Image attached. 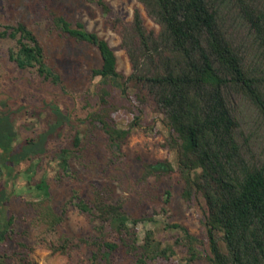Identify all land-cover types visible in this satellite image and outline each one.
<instances>
[{"label":"trees","instance_id":"obj_1","mask_svg":"<svg viewBox=\"0 0 264 264\" xmlns=\"http://www.w3.org/2000/svg\"><path fill=\"white\" fill-rule=\"evenodd\" d=\"M87 1L103 14L111 11L104 0ZM136 1L158 30L146 28L138 9L128 24L119 18L111 20L130 65L128 75L117 71L114 50L106 40L87 31L81 22L71 24L52 15L60 36L96 48L101 58L100 66L91 71L99 78L94 87L95 109L84 121L100 130L118 151L138 125L143 109L162 114L169 133L164 147L176 152V168L167 161L147 168L176 172L187 205L202 198L208 247L205 260L209 264H264V0ZM0 39L13 43L7 57L17 69L61 85L59 75L46 64L36 35L24 23H0ZM117 96L129 101V109L133 107L130 103L138 107L126 129L119 128L115 118ZM50 111V126L20 144L12 120L7 114L0 115V264L10 258L28 264L32 252L23 242L17 243L20 251L3 250L12 239L14 223L6 210L19 178L16 168L23 162L36 165L48 141L71 123L56 104L50 105ZM71 147L50 159L58 175L67 174L70 161L82 156L78 132ZM24 191L34 193L31 204L47 228L53 229L61 219L45 205L50 195L45 178L32 183L30 177ZM73 199L74 206L97 223L100 234L89 264L102 260L112 264L119 246L133 254L130 264H158L175 254L172 245L157 241L151 232L138 243L137 220L126 214L121 203L112 201L108 189L95 185L89 199ZM165 228L182 232L174 244L182 242L188 262L200 258L197 239L185 228L176 224ZM107 232H113L121 245L105 241ZM73 247L68 239L48 245L52 252L62 254Z\"/></svg>","mask_w":264,"mask_h":264},{"label":"rangeland","instance_id":"obj_2","mask_svg":"<svg viewBox=\"0 0 264 264\" xmlns=\"http://www.w3.org/2000/svg\"><path fill=\"white\" fill-rule=\"evenodd\" d=\"M104 1L111 10L108 15L87 0H0V23L22 22L31 29L44 50L46 64L61 79V85L54 86L42 81L33 71L17 69L7 57L13 43L0 39V115L7 114L12 120L17 144L35 139L50 126L53 120L51 104H56L71 122L62 127L59 136L48 141L46 152L36 165L23 162L16 168L19 178L6 210L14 219L13 234L3 250L20 251L17 243L23 242L32 248L28 264H89L92 252L97 249L94 241L100 234L97 223L74 206L73 196L87 200L93 187L99 185L110 191L112 201L121 203L129 217L137 220L138 243L151 232L157 241L173 246L175 254L158 264H209L205 260L208 247L202 198L196 204L187 205L181 198L182 182L176 172H151L147 168V165L164 161L176 168V152L164 147L169 133L163 115L151 108L143 109L138 125L132 128L118 151L110 146L100 130L84 121L95 109L94 87L99 78L93 77L91 71L100 66L101 58L96 48L60 36L53 27L52 15L61 16L71 24L81 22L87 31L106 40L114 50L117 71L124 75L130 73V65L111 20L119 18L128 24L134 10L138 9L146 28L158 30L136 0ZM128 103L117 96L119 109L115 118L121 129L128 128L138 113L136 104L130 103L133 107L129 109ZM77 132L82 140V156L70 161L67 174L58 175L55 163L50 159L61 149H71ZM30 177L32 183L45 178L48 184L50 195L45 205L61 219L53 229L47 228L31 204L34 193L24 191ZM171 224L185 228L197 239L195 249L199 259L188 262L182 242L174 244L183 237L182 232L165 228ZM103 237L107 242L121 245L113 232H107ZM64 239L74 245L68 254L52 252L48 248ZM133 260V254L119 246L112 264H130ZM7 264L19 263L10 258ZM99 264H105V261Z\"/></svg>","mask_w":264,"mask_h":264}]
</instances>
